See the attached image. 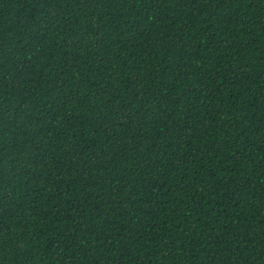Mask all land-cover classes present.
Segmentation results:
<instances>
[{
	"label": "trees",
	"instance_id": "obj_1",
	"mask_svg": "<svg viewBox=\"0 0 264 264\" xmlns=\"http://www.w3.org/2000/svg\"><path fill=\"white\" fill-rule=\"evenodd\" d=\"M0 264H264V0H0Z\"/></svg>",
	"mask_w": 264,
	"mask_h": 264
}]
</instances>
